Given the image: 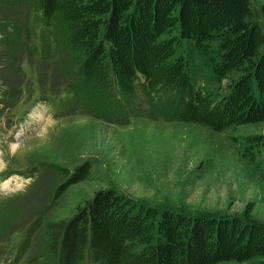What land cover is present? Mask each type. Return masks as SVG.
<instances>
[{
	"label": "trees",
	"instance_id": "obj_1",
	"mask_svg": "<svg viewBox=\"0 0 264 264\" xmlns=\"http://www.w3.org/2000/svg\"><path fill=\"white\" fill-rule=\"evenodd\" d=\"M35 7L42 35L52 36L43 37L44 55L68 52L69 75L82 90L76 96L107 122L145 113L223 132L264 121V31L250 0H37ZM89 172L85 163L68 186ZM46 231L55 264H264V224L248 214L153 207L113 189L98 190Z\"/></svg>",
	"mask_w": 264,
	"mask_h": 264
},
{
	"label": "rangeland",
	"instance_id": "obj_2",
	"mask_svg": "<svg viewBox=\"0 0 264 264\" xmlns=\"http://www.w3.org/2000/svg\"><path fill=\"white\" fill-rule=\"evenodd\" d=\"M36 1L0 0V264H55L46 225L69 219L102 189L264 224V121L214 132L145 113L123 125L101 119L91 100L76 96L68 52L44 55L43 37L52 36L42 35ZM250 3L264 31V0ZM85 163L88 177L68 186Z\"/></svg>",
	"mask_w": 264,
	"mask_h": 264
},
{
	"label": "bare ground",
	"instance_id": "obj_3",
	"mask_svg": "<svg viewBox=\"0 0 264 264\" xmlns=\"http://www.w3.org/2000/svg\"><path fill=\"white\" fill-rule=\"evenodd\" d=\"M43 121V120H42ZM37 123H38V121H37ZM38 125V124H37ZM16 139H18V138H16ZM18 144V143H17ZM12 149H13V147H11Z\"/></svg>",
	"mask_w": 264,
	"mask_h": 264
}]
</instances>
